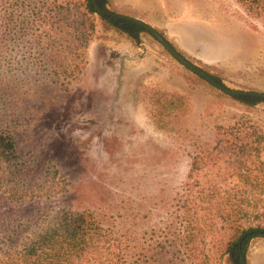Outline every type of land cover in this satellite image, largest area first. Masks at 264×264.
Wrapping results in <instances>:
<instances>
[{
    "label": "trees",
    "instance_id": "16d2710c",
    "mask_svg": "<svg viewBox=\"0 0 264 264\" xmlns=\"http://www.w3.org/2000/svg\"><path fill=\"white\" fill-rule=\"evenodd\" d=\"M236 1L264 22V0ZM98 18L134 45L145 33L157 40L128 18L100 13L94 0H0V264H218L225 256L241 264L251 239L264 237V121L243 115L197 136L180 188L150 228L138 227L135 212L113 215L103 199L87 206L72 186L75 165L55 128L87 68ZM178 63L189 84L213 89L216 105L231 99L249 111L264 102L228 95ZM199 67L227 86L213 67ZM142 102L158 129L176 135L195 110L186 93L154 85L144 86Z\"/></svg>",
    "mask_w": 264,
    "mask_h": 264
},
{
    "label": "rangeland",
    "instance_id": "374dc122",
    "mask_svg": "<svg viewBox=\"0 0 264 264\" xmlns=\"http://www.w3.org/2000/svg\"><path fill=\"white\" fill-rule=\"evenodd\" d=\"M112 4L123 13L137 11L148 17L135 7V0H112ZM169 4L174 23L161 29L184 33L182 38L176 34L169 38L189 58L202 61L195 64L213 67L211 72L220 75L227 87L264 92L262 20L249 16L236 0H169ZM106 28L98 18L96 36H105ZM144 37L155 47L139 55L153 53L164 69L162 76L135 77L127 55L109 54L104 46H97L88 54L87 68L74 84L55 135L58 145L70 148L69 161L75 165L72 186L83 203L90 206L103 199L102 205L113 215L135 212L138 227L150 228L161 217L160 205L180 188L196 137L211 133L216 123L230 124L243 115L264 121V102L249 111L231 99L216 105L215 92L208 84H189L178 60L149 33ZM146 85L191 97L195 110L182 135L160 130L149 119L142 102ZM263 248L264 237H254L248 255ZM218 264L230 263L225 256Z\"/></svg>",
    "mask_w": 264,
    "mask_h": 264
},
{
    "label": "crops",
    "instance_id": "0c3cea01",
    "mask_svg": "<svg viewBox=\"0 0 264 264\" xmlns=\"http://www.w3.org/2000/svg\"><path fill=\"white\" fill-rule=\"evenodd\" d=\"M135 7L143 14L148 15V17H142L136 14V11V13L134 14L135 17L148 21L149 24L151 23L152 26L157 29L169 28L174 23V20H172L173 17L171 15L169 0H135ZM104 31L105 36H103L102 38H98V36H95V38L91 41L88 48L89 55L91 54L92 50H95L97 46L101 45L107 49V52L109 54L112 52L113 54L117 55H127V64H131L130 67L132 68V71L134 72L133 75L135 77L141 76L146 73L148 75H152V77H158V74L162 76L161 73L164 72V69L162 68V65L157 61L153 53H148L144 56L139 55L145 50H152L155 47L153 43L149 42L145 39V37H143L142 42L139 45H134L132 41L116 33L112 29L106 28ZM164 33L166 35L168 34V38L169 36L173 37V35L175 34L179 38H182L184 35V33H167L165 31ZM175 44L177 45V43ZM189 52H192V50H190ZM246 263L264 264V248L260 249L259 252L255 253L252 257L247 255Z\"/></svg>",
    "mask_w": 264,
    "mask_h": 264
},
{
    "label": "water",
    "instance_id": "95a60500",
    "mask_svg": "<svg viewBox=\"0 0 264 264\" xmlns=\"http://www.w3.org/2000/svg\"><path fill=\"white\" fill-rule=\"evenodd\" d=\"M95 1V5L100 13L104 15H112L122 18H128L141 26L145 27L152 35H154L157 40L169 51V53L175 57L179 62H181L183 65L187 66L190 70H192L197 75L203 77L208 82L216 86L221 91L227 93L228 95H251L256 97H262L264 98V92H255V91H246V90H238V89H232L230 87L224 86L221 83H219L216 79H214L210 74L206 73L204 70H202L197 64L190 61L186 56H184L178 49L172 45V43L167 39L164 35L161 34V32L155 28L154 26L150 25L149 23L132 16H126L122 15L120 13H116L114 11H111L109 9H104L103 7L98 4L97 0ZM240 263L241 264H247L246 263V255L244 253H241L240 255Z\"/></svg>",
    "mask_w": 264,
    "mask_h": 264
}]
</instances>
